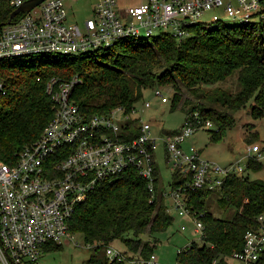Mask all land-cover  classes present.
<instances>
[{"label": "trees", "instance_id": "1", "mask_svg": "<svg viewBox=\"0 0 264 264\" xmlns=\"http://www.w3.org/2000/svg\"><path fill=\"white\" fill-rule=\"evenodd\" d=\"M14 10L9 0H0V24L17 21L26 14L21 12L12 18ZM254 18L239 20L236 25L219 21L211 29L201 23L189 24V34L183 38L161 31L152 40L129 36L94 51L23 55L0 61V82L6 91L0 93V159H16L18 152L35 141L52 119L53 103L46 92L52 77H79L73 98L89 115L104 114L117 106L130 110L149 90H163L165 85L174 89V109L186 89L196 97L183 101L186 117L197 111L203 120L217 124L219 130L209 129L215 141L235 125V114L242 109L250 106L253 117L262 118L264 15ZM232 76L237 78V91L216 85ZM137 124L138 121L134 126L138 134ZM261 168V161L252 160L248 170ZM156 176L152 202L148 182L131 169L99 185L77 207L71 229L92 246L86 264H126L111 261L106 255L105 248L115 241L123 243V251L130 256L146 258L155 253L160 241L156 234L167 230L174 220L163 194L158 162ZM191 178V172L176 169L169 186L177 187ZM214 203L227 212L226 217L213 213ZM188 207L202 220L205 236L201 245L193 241L177 253V259L182 264H230L227 258L242 249L246 231L257 226V217L264 212V179L231 175L218 188L205 186L191 191ZM143 234L147 237L142 238ZM61 247L50 242L45 245V253Z\"/></svg>", "mask_w": 264, "mask_h": 264}, {"label": "built area", "instance_id": "2", "mask_svg": "<svg viewBox=\"0 0 264 264\" xmlns=\"http://www.w3.org/2000/svg\"><path fill=\"white\" fill-rule=\"evenodd\" d=\"M9 1L16 9L27 0ZM217 8L234 19L249 21L264 15V0H148L124 8L119 0H101L83 28L68 23L63 0H44L19 20L0 27V61L23 55L94 51L111 47L125 37L152 38L168 29L183 38L189 34V24L214 25L221 21L218 14L209 23L204 20L208 11ZM79 81L78 76L68 80L50 78L46 92L53 103L52 119L16 159H0V264H38L48 243L74 241L71 222L77 207L99 185L128 170L134 169L148 182L152 202L161 143L172 173L180 169L192 174L191 180L169 186L170 191L163 190V194L171 198L180 216L196 223L202 240L205 226L188 207L190 192L205 186L218 188L229 176L245 174L252 160L264 158V146L250 143L243 158L221 165L202 156L195 144H189L198 130H219L217 124L203 120L197 111L188 115L177 131L158 136L141 115L151 108V102L145 101L142 109L137 103L130 110L117 106L104 114L89 115L73 98ZM153 91L162 102H169L162 88ZM0 93L6 94L3 82ZM181 229L185 230L186 225ZM105 251L111 261L126 264H182L179 259L160 262L155 253L146 258L130 256L112 245ZM227 260L230 264H264V212L258 215L257 226L246 231L242 249Z\"/></svg>", "mask_w": 264, "mask_h": 264}, {"label": "rangeland", "instance_id": "3", "mask_svg": "<svg viewBox=\"0 0 264 264\" xmlns=\"http://www.w3.org/2000/svg\"><path fill=\"white\" fill-rule=\"evenodd\" d=\"M68 12V23L79 24L82 28L87 19L93 16L94 8L101 0H63ZM122 5H136L137 3H147L148 0H119ZM120 5V4H119ZM125 6V7H127ZM214 14H218L221 21L227 25H236L240 21L230 17L222 8L212 9L208 11L204 20L208 23ZM254 20L256 18H253ZM253 20V21H254ZM209 29L214 26L208 24ZM168 29L167 31H169ZM151 39V38H148ZM152 40V39H151ZM31 57L39 55H30ZM95 57V56H94ZM49 56L45 57L48 59ZM44 58L41 60L46 61ZM223 89L235 92L239 89L236 76L229 77L218 84ZM215 85V86H216ZM214 86V85H213ZM207 89L211 86L206 87ZM164 94L169 96V102H162L153 90H149L142 101L137 104V107L142 109L145 101L151 102V108L144 110L141 115L144 121H148L152 125V130L155 135L163 136L176 129H179L184 123L186 112L182 109L183 101L186 98L196 100V97L190 91L183 89L182 101L177 108H172L171 97L174 89L170 86L163 87ZM236 123L234 126L226 130L225 135L220 140H213L209 129L198 130L190 139L189 144H195L201 149L202 156L221 165H228L234 163L246 154L247 145L250 143H261L264 146V116L262 118H254L251 113V107L242 109L235 114ZM215 129V128H212ZM257 133V134H256ZM256 134V135H255ZM157 162L160 166L162 184L166 191H170L169 182L172 179V171L169 169V164L164 155L163 144L161 143L157 152ZM246 163L245 159H242ZM262 168L260 170H246L245 174L250 178L264 179V158L261 160ZM170 214L173 216V224L165 231L156 234L160 241L154 249L160 262H175L177 259V252L185 248L191 242L196 241L201 245V233L196 231V223L186 216H180L172 206V200L168 197ZM213 213L218 217H226L227 212L220 208L216 203L211 207ZM186 225V229H181L182 225ZM146 238L147 235H141ZM77 242L80 245H77ZM113 247L120 250H125V245L120 241L112 243ZM92 246L85 243L80 234H76L74 241L67 239L62 244V247L50 252L43 253L38 264H86L92 253ZM235 264V263H233Z\"/></svg>", "mask_w": 264, "mask_h": 264}, {"label": "water", "instance_id": "4", "mask_svg": "<svg viewBox=\"0 0 264 264\" xmlns=\"http://www.w3.org/2000/svg\"><path fill=\"white\" fill-rule=\"evenodd\" d=\"M43 1L44 0H27L12 12L11 17L13 18L21 12H29ZM3 25L4 24H0V27Z\"/></svg>", "mask_w": 264, "mask_h": 264}, {"label": "crops", "instance_id": "5", "mask_svg": "<svg viewBox=\"0 0 264 264\" xmlns=\"http://www.w3.org/2000/svg\"><path fill=\"white\" fill-rule=\"evenodd\" d=\"M121 3H122V2H121V1H119V4H120V6H121L122 8H124L125 6H127V5H125V4H124V5H122L123 3H122V4H121ZM138 4H139V3H137L136 5H138ZM134 5H135V4H134Z\"/></svg>", "mask_w": 264, "mask_h": 264}]
</instances>
